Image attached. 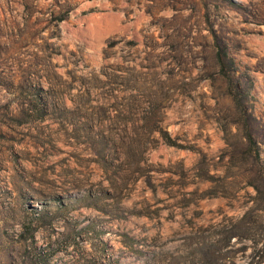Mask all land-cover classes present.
<instances>
[{
    "label": "rangeland",
    "instance_id": "1",
    "mask_svg": "<svg viewBox=\"0 0 264 264\" xmlns=\"http://www.w3.org/2000/svg\"><path fill=\"white\" fill-rule=\"evenodd\" d=\"M0 264H264V0H0Z\"/></svg>",
    "mask_w": 264,
    "mask_h": 264
},
{
    "label": "trees",
    "instance_id": "2",
    "mask_svg": "<svg viewBox=\"0 0 264 264\" xmlns=\"http://www.w3.org/2000/svg\"><path fill=\"white\" fill-rule=\"evenodd\" d=\"M218 56H219V60H220V62L222 63V66L224 65V60H223V57H222V55H220V53L218 54ZM232 60V59H231ZM233 61V60H232ZM234 63V62H233Z\"/></svg>",
    "mask_w": 264,
    "mask_h": 264
}]
</instances>
